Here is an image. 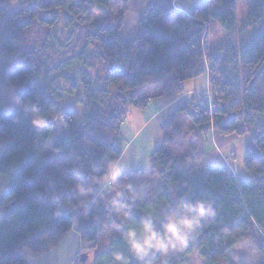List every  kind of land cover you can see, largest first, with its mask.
<instances>
[{
  "label": "trees",
  "instance_id": "obj_1",
  "mask_svg": "<svg viewBox=\"0 0 264 264\" xmlns=\"http://www.w3.org/2000/svg\"><path fill=\"white\" fill-rule=\"evenodd\" d=\"M16 1L6 49L21 63L7 73L15 94L10 112L0 114V264H26L23 250L49 251L72 230L81 244L73 264H86L88 254L92 264H184L191 254L221 264L242 240L264 264V0H248L246 27L254 32L237 45L212 44L211 28L215 21L225 33L235 31L237 0H175L168 10L149 4L141 35L129 41L119 38L129 0ZM202 76L210 99L176 105L148 170L124 173L98 192L122 155L120 130L130 110L176 99L184 83ZM65 98L81 110L65 109ZM178 115L191 122V142L213 132L246 137L242 164L250 180L224 165L196 168L201 153L193 144L173 154ZM36 118L43 127L33 126ZM51 141L53 152L45 153ZM62 161L70 164L57 174ZM198 203L214 214L163 251L142 258L131 251L130 230L141 240L147 222L163 235L172 213L182 217ZM111 227L115 235L107 233Z\"/></svg>",
  "mask_w": 264,
  "mask_h": 264
},
{
  "label": "rangeland",
  "instance_id": "obj_2",
  "mask_svg": "<svg viewBox=\"0 0 264 264\" xmlns=\"http://www.w3.org/2000/svg\"><path fill=\"white\" fill-rule=\"evenodd\" d=\"M42 3L48 2V0H41ZM18 8V2L16 0H0V114L1 113H9L12 105H13V98L15 94V88L10 85L7 81V73L11 68L14 66H17L21 63L20 56L16 51H8L6 49V29L8 28V18L16 13V9ZM248 10H249V3L248 0H237V26L235 31L231 33H225L223 30H221L217 24V22L213 21L211 23V28L213 30V42L212 44H218V43H231L232 45H237L240 40L241 36L244 38L248 34H251L254 32L253 29L246 27L247 25V16H248ZM10 31V30H9ZM57 32L56 30L53 31V33ZM59 42H62L59 39ZM90 73V72H89ZM185 92L192 91L193 93H187L185 95L186 99H190L192 97H197L198 95H202L208 98L207 92H209L208 84L206 81L205 76H202L196 80L188 81L184 83L183 85ZM159 87L155 88L156 90ZM194 92H197L196 94ZM195 94V95H193ZM63 107L65 109H75L76 111H80L81 109L74 105V98H65ZM145 117V114L141 112L139 114V111L135 109H131L130 113L125 119L123 127L127 125V127L134 129L139 126L140 124V118ZM174 124L178 126L179 128V136L174 146L171 147V152L173 154H182L190 144H193L195 148L201 153V145H203V153H201L198 157V159L195 162L196 168H204L206 166H220L218 165L221 163H224V161L220 158V155L218 151L211 149L209 147H206L205 142L212 141V133H210L205 138L201 139L202 142H191V122L190 120L182 115H178L174 119ZM153 124L148 126L144 129L142 132L140 138H143L145 134L149 132V130L153 127ZM171 129L168 130L170 133ZM213 132V131H212ZM214 133V132H213ZM214 137V136H213ZM228 137V153L227 149H221L219 150L220 153L225 157L228 158V163L231 164V166L238 170L237 174L240 180H250V176L245 170L243 169L242 164V158H243V137L231 135ZM193 141V140H192ZM53 145L54 142L51 141L47 147L45 153H52L53 152ZM1 147V145H0ZM69 161H62V162H55L56 166V173L58 174L60 172V168L65 167L69 165ZM62 165V166H60ZM242 169L239 171V169ZM246 178V179H242ZM6 186V183L0 179V195L1 191ZM107 233L109 235H115L116 229L111 227ZM107 233H103L102 236L99 238V244L101 247H103V243L105 241V238L107 237ZM168 252L163 253V255L160 258V261L163 260V258L167 255ZM90 257H93V254L86 255V259L88 261V264L91 263ZM262 256L253 248L252 244L247 240H242L239 242L234 248H232L226 255V259L221 264H258L261 262ZM92 264V263H91ZM184 264H206L199 256L195 254H191L189 256V260L185 262Z\"/></svg>",
  "mask_w": 264,
  "mask_h": 264
},
{
  "label": "crops",
  "instance_id": "obj_3",
  "mask_svg": "<svg viewBox=\"0 0 264 264\" xmlns=\"http://www.w3.org/2000/svg\"><path fill=\"white\" fill-rule=\"evenodd\" d=\"M174 1L175 0H129L124 18V25L119 32V38L122 41H129L138 38L141 35L139 21L142 13L149 4L168 10L174 6ZM205 78L208 84L207 76H205ZM187 93L193 92H185L184 90V94L182 96L171 100H167L165 98L152 99L148 102L145 110H137L139 111V114H141V112L145 114V117L140 118V124L138 127L131 129L130 127L128 128L127 125L124 127L121 126L120 137L124 143L122 155L118 161L111 165L108 179L103 181L98 189V192L107 187L109 180L124 173L137 170H148L149 156L160 145L162 140L163 123L170 117L179 102L187 100L185 98ZM194 93L196 94L197 92ZM151 124H153V127L143 136V138H140L144 129ZM243 139L244 142L242 147L244 152L246 137H243ZM210 142L211 143H209V141L205 142V149L209 147L218 151L220 158L224 161V163H218V165L227 166L231 169L235 176L238 177V170H235L231 164L228 163L227 156L224 157V154L222 155L219 151L221 149H227L226 151L228 153V137L219 136L214 132L212 133V141ZM203 144H201V153L204 151ZM240 170L242 169L240 168L239 171ZM114 171L117 173L115 176H113ZM80 247V237L75 230H72L63 237L60 244L56 248L38 254H34L28 250H23L22 256L26 264H73ZM90 261L92 263V257H90ZM86 264H88L87 259Z\"/></svg>",
  "mask_w": 264,
  "mask_h": 264
},
{
  "label": "clouds",
  "instance_id": "obj_4",
  "mask_svg": "<svg viewBox=\"0 0 264 264\" xmlns=\"http://www.w3.org/2000/svg\"><path fill=\"white\" fill-rule=\"evenodd\" d=\"M32 123L35 127H43L45 121L42 118H36ZM116 174L117 173L114 171L113 176ZM181 211L183 213L182 217H179L177 213L174 212L167 218V222L163 225V235L155 232L151 224L147 222L143 225V232L146 234L143 239L136 240L134 238L135 232L131 230L126 234L130 249L137 258L146 256L150 249L163 251L165 242L170 243V240L176 238L179 232L195 226L199 218L214 214L210 206H205L202 203L196 204L195 207H185ZM193 213L195 214L194 216L192 215ZM121 259V255L117 254L115 256V260L120 261Z\"/></svg>",
  "mask_w": 264,
  "mask_h": 264
},
{
  "label": "built area",
  "instance_id": "obj_5",
  "mask_svg": "<svg viewBox=\"0 0 264 264\" xmlns=\"http://www.w3.org/2000/svg\"><path fill=\"white\" fill-rule=\"evenodd\" d=\"M207 96H208V99H210V97H209V93L207 92Z\"/></svg>",
  "mask_w": 264,
  "mask_h": 264
}]
</instances>
